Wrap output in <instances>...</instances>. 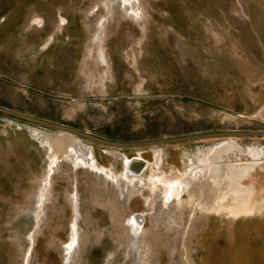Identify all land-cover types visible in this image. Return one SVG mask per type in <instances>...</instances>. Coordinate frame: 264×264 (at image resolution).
Returning a JSON list of instances; mask_svg holds the SVG:
<instances>
[{
    "label": "rangeland",
    "instance_id": "rangeland-1",
    "mask_svg": "<svg viewBox=\"0 0 264 264\" xmlns=\"http://www.w3.org/2000/svg\"><path fill=\"white\" fill-rule=\"evenodd\" d=\"M100 1L0 0L1 107L117 141L264 131V0H142L144 25L116 4L108 75L88 55ZM35 14L42 25L29 23ZM7 123L0 264H63L75 190L82 236L72 264H198L204 217L264 212V137L113 147L11 116ZM135 155L149 162L147 174L178 183L183 201L173 213L179 230L166 215L155 226L158 205L146 215L142 253L128 246L124 224L130 210L149 211L145 181L129 208L116 181L94 170L120 173ZM49 165L52 193L39 222L35 196ZM239 185L246 190L237 197Z\"/></svg>",
    "mask_w": 264,
    "mask_h": 264
},
{
    "label": "bare ground",
    "instance_id": "bare-ground-1",
    "mask_svg": "<svg viewBox=\"0 0 264 264\" xmlns=\"http://www.w3.org/2000/svg\"><path fill=\"white\" fill-rule=\"evenodd\" d=\"M116 4L122 8L124 14H126L130 19L144 25L148 21V13L146 9L142 6V0H103L97 3L96 8V23L94 31L91 35L90 46L88 48V55L96 61V63L102 68V75H108L111 73L112 66L109 54L106 48V38L108 32V24L111 18H113L116 11ZM94 5L91 8L93 11ZM105 11V13L102 12ZM94 14V12H93ZM65 18L61 17L59 26L62 29L64 26ZM44 19L40 15H33L30 24L39 25L43 24ZM53 35H50L45 42V46H48ZM64 134L65 139L75 136L68 132L60 131ZM233 137H227L226 139H231ZM82 154V150H79ZM84 155V154H83ZM58 168L59 163L56 164ZM249 164H245V168H241L243 171L248 169ZM132 167H136L138 170L134 171ZM149 168V162L139 155H135L133 158H129L125 168L117 173L115 169L109 166H94L96 174L102 173L107 179L116 181L119 186L120 194L124 195L128 201V207L131 208V201L134 195L140 192L138 187V182L145 181L148 188V194L144 196V205L149 209L143 210L141 212H136L130 210L126 216V224H124L126 237L128 238V246L133 249H137L140 253L144 251L143 248L148 246L147 230L145 229L146 215L154 214V208L158 205L159 210L155 216V226H160V220L163 215L164 218L168 220L167 226L170 229L178 228L180 225V220L175 217L173 213L176 212V208L181 207L183 204L181 195V186L174 181H166L158 178L154 173H146ZM53 172V167L48 166L45 171V176L39 181V192L35 199H37V217L40 222L45 215V207L47 201L51 196V175ZM246 188L243 186H238L237 197L243 195ZM243 191V192H242ZM78 191H74L71 195L70 201L73 209V216L70 225V235L69 239L63 244L64 251V261L63 264H72L75 251L79 248L82 230L80 226V217L82 216L80 209ZM168 215V216H167ZM230 217V216H228ZM231 218V217H230ZM124 219V218H123ZM39 226V225H38ZM179 230V228H178ZM150 247L146 248V251Z\"/></svg>",
    "mask_w": 264,
    "mask_h": 264
},
{
    "label": "crops",
    "instance_id": "crops-1",
    "mask_svg": "<svg viewBox=\"0 0 264 264\" xmlns=\"http://www.w3.org/2000/svg\"><path fill=\"white\" fill-rule=\"evenodd\" d=\"M8 117L0 113V123H7ZM204 218L198 264H264V212L235 219L214 214Z\"/></svg>",
    "mask_w": 264,
    "mask_h": 264
},
{
    "label": "water",
    "instance_id": "water-1",
    "mask_svg": "<svg viewBox=\"0 0 264 264\" xmlns=\"http://www.w3.org/2000/svg\"><path fill=\"white\" fill-rule=\"evenodd\" d=\"M0 113L5 114L7 116H11L13 118H17L29 123L36 124L38 126L48 128L54 131H63L73 134L79 138H89L95 142L102 143L104 145L113 146V147H142V146H151L155 144H165V143H173L180 142L191 139H201V138H240L245 136L252 137H264V131H217V132H204V133H195L184 136H176V137H162L155 139H147L141 141H117L113 139L103 138L97 135H93L87 132H83L75 127H71L65 124L54 123L47 121L45 119H41L35 116L27 115L24 113H20L5 107L0 106ZM133 158V157H132ZM134 171L138 169L136 167H132Z\"/></svg>",
    "mask_w": 264,
    "mask_h": 264
}]
</instances>
